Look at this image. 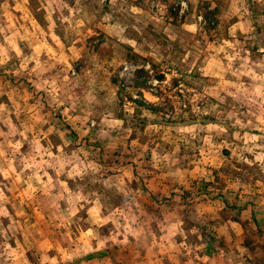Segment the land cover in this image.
<instances>
[{
  "label": "rangeland",
  "instance_id": "1",
  "mask_svg": "<svg viewBox=\"0 0 264 264\" xmlns=\"http://www.w3.org/2000/svg\"><path fill=\"white\" fill-rule=\"evenodd\" d=\"M3 1L0 252L25 247L30 264H40L39 253L26 246L29 239L22 235L28 225L19 221V206L3 193L14 195L18 182L13 176L44 185L42 176L30 175L35 168L58 169L49 177L53 191L71 188L66 197L52 193L57 201L53 206L37 194L42 212L51 217H71L77 208V221L66 222L71 237L61 220L51 222L57 231L54 241L68 248L77 245V230L93 229L86 221L87 200L97 193L118 198L106 179L122 161L133 162L126 156L131 153L145 156L161 145L176 155L177 166L200 156L205 137L221 146L224 163L179 195L186 227L196 225L200 231L207 227L195 222L194 203L208 188L218 196L228 183L264 187V0H34V6L45 4L49 12L34 15L38 25L30 33L15 26L18 15L2 13V5L10 3ZM115 1L119 8L112 14ZM24 34L34 40L21 42ZM140 99L151 109L137 106ZM33 103L39 109L37 120L29 110ZM50 118L55 120L52 128ZM35 120L46 125L37 126ZM41 129L51 135L43 142ZM57 146L64 152L66 169L50 154ZM15 169H20L16 175ZM78 189L84 194H77ZM244 195L231 200V206L248 221L250 199ZM254 220L246 223L244 237L252 253L264 256V231L254 228ZM99 230L104 233L107 227ZM202 233L206 240L207 232Z\"/></svg>",
  "mask_w": 264,
  "mask_h": 264
},
{
  "label": "crops",
  "instance_id": "2",
  "mask_svg": "<svg viewBox=\"0 0 264 264\" xmlns=\"http://www.w3.org/2000/svg\"><path fill=\"white\" fill-rule=\"evenodd\" d=\"M5 1L12 4H3L2 13L18 15L15 26L23 33L35 30L38 24L34 15L38 11L49 12L45 4L34 6L32 4L34 0H4L3 2ZM116 1L113 2L114 5L111 4L112 14L117 7L119 8ZM184 28L191 29V26L186 25ZM32 36L21 35V42L23 38L34 40ZM21 97L23 96L18 95V99ZM18 107L20 108L21 105L19 103L17 105L16 102V108ZM36 107L35 103L29 104V110H33V117L37 120L35 113L39 109ZM28 120L31 122L30 119ZM36 120L33 123L37 126L46 125V121L37 123ZM70 122L67 120V124ZM54 123V119H48L50 128ZM48 130L50 129L47 128L46 131ZM50 136L43 129L40 130L41 142ZM204 139L206 146L199 152L200 156L185 162L186 165L175 166L173 159L176 155L161 145L145 156L143 153L136 155L135 158L132 153L126 155L130 156L133 162L130 161V163L127 160L124 164L122 161L121 165L114 168V172L109 173L106 179L110 182L108 187L119 195L118 198H107L103 193H97L96 196L87 200L86 221L91 222L93 229L87 228L83 232L77 230L78 241L73 248L56 244L54 240L57 231L53 229L54 225L51 222L56 219L61 220L60 225L63 231L71 237L69 229L66 228V222L77 221V217L73 216L77 208L72 212V216L68 217L70 219L63 214L51 217L48 213L42 212L37 201V194L41 193L47 202L46 205L53 206L57 201H53L50 197L52 193L62 192L66 197V193L71 191L68 186L59 187L53 191L49 177L54 171L58 172V169L46 167L30 170V175L43 177L44 185L34 184L26 177H23V181L20 182L19 177L13 176L11 180L18 182L14 188V195L9 190H3V193L6 198L19 206V221L28 225L22 235L29 239L26 246L39 253L40 264H59L74 259L76 264H116V261L121 264H264V256L260 253H252L244 245V230L235 218L240 217V210L231 206L233 205L231 200L241 197V193L246 194L244 196L249 197L250 201L253 200V203L250 201L247 203L248 208L245 212H248V215L245 216L248 217V221L254 217L255 224H252L254 228L264 231V196L262 195L264 187L257 183L243 185L238 182L228 183L218 196H213L214 192H210L214 188H208L205 192L207 194L197 198L194 203L195 222L206 223L207 228L200 231L196 225L191 227L185 225L186 215L182 213L184 205L181 204L179 195L183 191L188 192L194 189L193 180L209 177L210 169L219 168L225 160L221 146L215 144L213 140L209 141L208 137ZM51 146L54 148V145ZM45 148L48 149L46 146ZM50 154L55 155L66 169L64 152L58 149V146ZM180 156L185 157V155ZM18 171L20 169H15L13 174L16 175ZM103 176H105L104 173H101L100 179H103ZM36 179L39 181L38 178ZM240 189L239 194L236 190ZM79 192L84 194L81 189L77 190V194ZM65 197L58 205L65 202ZM82 200L85 199L82 198ZM4 205H9L7 200L4 201ZM89 207H92L90 211ZM103 226L107 227L104 233L99 230ZM202 231L207 232L206 240L203 238ZM193 236H196L194 241ZM24 248L15 246L0 252V264H30ZM90 254L94 256L88 257Z\"/></svg>",
  "mask_w": 264,
  "mask_h": 264
},
{
  "label": "trees",
  "instance_id": "3",
  "mask_svg": "<svg viewBox=\"0 0 264 264\" xmlns=\"http://www.w3.org/2000/svg\"><path fill=\"white\" fill-rule=\"evenodd\" d=\"M207 18H209V16H207ZM137 73H138V75H141L143 73V70L142 69H138ZM160 77H162V76L160 75ZM138 84H142V83H138ZM138 84H137V86H140ZM135 102L138 104L137 106H141V107H145V108L151 109V105L148 102H146L145 100H143V99L136 100ZM235 218L242 223V227L244 228V231H245V228H247L246 223L248 221L246 219H242L241 217H235ZM244 245L249 247L250 249L252 248L250 246V242H249V239L247 238V235H246V237H244ZM92 256H94V255L93 254L88 255V257H92Z\"/></svg>",
  "mask_w": 264,
  "mask_h": 264
}]
</instances>
